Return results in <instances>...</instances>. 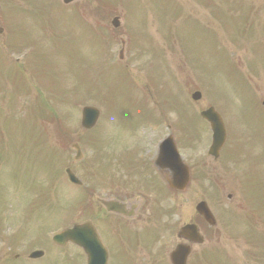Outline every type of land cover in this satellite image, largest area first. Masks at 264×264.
<instances>
[{
	"label": "rangeland",
	"instance_id": "374dc122",
	"mask_svg": "<svg viewBox=\"0 0 264 264\" xmlns=\"http://www.w3.org/2000/svg\"><path fill=\"white\" fill-rule=\"evenodd\" d=\"M151 1L142 0V7L146 12L119 10L110 13L113 17L119 18L120 15L121 21L115 32H111L109 35L111 40L109 46H106L103 39L92 31L93 23L98 22L93 16V11H101L98 9L87 11L93 9L92 0L78 2L77 7L84 10L78 11L66 19L61 11H25L26 22L19 33L22 45L26 46L31 43L37 45L44 38H50L53 32L59 36L61 44L46 39L47 45H43L36 53L37 56H40L38 61L31 57L24 58V55L17 53L12 55L9 60L21 67L26 78L25 81L17 69L11 71L8 68L4 59L0 68V102L6 94L3 103L5 104V113L2 116V122L7 126V129L3 131L4 137L7 136L12 126L15 130V136L10 140L11 152L4 157V164L0 162V180L7 181L18 194L15 200L19 204L22 203L23 206H26L33 200L34 196L30 198V191L38 188V181L42 174L49 173L50 151H48L47 143L41 140L42 137L56 141L61 136L59 129H63L55 122L52 124L41 122V126L46 129L44 136L42 132L35 133L33 131L34 123L32 121H35V117L33 114L32 118V114L27 109H33V105L36 103L34 99L39 95L42 101L48 103L56 110V113L64 117L62 121L64 129L71 130L75 122L79 121L80 107L88 103L97 105L94 101L96 99L94 94L99 95V92L102 93L104 90L101 105L107 106L108 113H106L107 117H102L97 138L104 143L102 153H105L107 145L109 152L116 155L115 149H118L120 144L127 140L128 134L124 132V129L131 126L134 111L130 110L126 103L127 91L124 83L115 77L111 80L114 74L127 83V90L130 91L129 99L132 101L135 100L131 96H138L141 99L142 92L147 90L152 92V86L158 84L161 91L163 89L170 91V95L173 96V100L178 106H186L185 113L189 118L192 117V113L205 106L217 107L216 110L222 118L230 140L219 160L213 162L206 154L209 144L207 128L199 126L196 132L192 131L199 139L198 147L194 152L183 149L180 151V155L193 170L194 179L191 173V182L187 189L178 193L165 192L166 194L162 196L163 200L156 201V194L152 197L141 196L139 205L142 207V211L146 207L154 208L156 203L157 210L161 212L163 210L161 207L170 200L174 204L173 218L181 223L190 218L195 219L191 211L201 199L209 203L213 211L217 212V216L223 212L231 214V212L223 210L225 208L239 211V217H251L245 214V205L242 201L251 202L250 209L253 211L254 208L264 205V135L260 134V128L264 129V118L259 128L258 119L261 117L256 109L258 108L260 114L264 116L260 106L264 99V0L248 1L258 5L261 9V11H251L254 14L251 20L255 24L249 32L254 36L250 37L248 34L246 38L242 39L241 33L243 31L247 33L246 29L243 30L239 27L242 23L237 22L236 27L233 28L232 21H229L227 17H211L208 11H204L207 18L203 17L202 22L205 19L207 22L202 24L203 33L198 41L199 45L193 43L192 47L186 48L188 54L185 46L179 44L178 48L173 47L176 52L173 57H170V53L173 51L172 46H167L168 50H163L159 44H153L155 46L146 48L137 47H144L150 43L151 25L148 21L153 23V19L158 20V17L152 16L153 12H157ZM118 3L119 0H104L101 6L111 10L117 7ZM10 4L11 0H7L6 3L1 2L4 8L9 7ZM120 6H127L131 9L135 5L132 0H125ZM106 12L109 11H104V13ZM66 15L69 16V13ZM33 16L36 17L34 23H32ZM126 16L129 18L128 30ZM130 16L133 18L131 19ZM113 17L107 18L109 26ZM235 19H240V15ZM80 21L85 22L80 23ZM12 23L15 22L10 17L1 20L0 26L8 28ZM87 25L90 26V29ZM125 32L136 47L129 42L125 43L122 58L119 60L118 53L121 49L119 39L129 41L124 35ZM181 35L184 36V42H192L194 38L193 32L188 33L185 30L181 31ZM5 37L4 31H2L0 33V50L5 47L3 42ZM182 50L188 56L190 55L194 73L191 72L190 65L181 68L187 62L182 55ZM153 53L157 55L156 59H153ZM159 55L166 57L157 59ZM102 56L103 60L100 62L98 59ZM16 59L17 61H14ZM117 65L129 67L133 72L126 74L123 68L115 69L118 67ZM108 67H112L109 72H107ZM38 76H43L40 84L43 85L47 82L45 90L39 88L36 80ZM98 79L102 81H97ZM94 81L96 82L93 83ZM54 84L58 87L55 88ZM110 86L112 92H110ZM195 90L201 93V99L198 102H192L189 99L190 94ZM17 92L24 94H16ZM13 95L15 96L13 97ZM59 107H61L60 110ZM34 111L38 114L40 108L35 106ZM104 111L106 112L105 107L104 110L102 108V114L105 115ZM177 111H179V107H177ZM169 118L165 121L171 125L176 123L173 115L169 114ZM165 127L166 124L162 123V134L165 132ZM178 128L176 129V138L178 142H181L183 138L178 132ZM186 130H189L188 125ZM198 132L200 133L197 134ZM158 133L159 129L154 131L150 141L153 142ZM190 135L191 133L188 137ZM58 146L65 147L60 144ZM182 147L184 146H181V149ZM236 150L241 151L236 154L242 157L244 162L238 161L234 167L230 160L235 159L233 154ZM0 157L3 158L1 147ZM87 158L88 156H85L80 162L85 164ZM73 163H76L73 164L76 173H89L84 165H80L79 161ZM61 164L65 165L64 162ZM54 169H58V165L55 163ZM57 173L60 171L58 170ZM235 175L241 177L237 180ZM0 185L2 186L3 183L1 182ZM158 186V183L155 184V188ZM63 189L64 193L59 192L62 202L65 201L64 194L71 200L77 193V190L72 187L63 186ZM3 191L7 192L5 185H3ZM162 192L161 189L160 193L162 194ZM229 195L230 199L227 198ZM88 200H83L86 201L83 208ZM161 200L164 204L160 202ZM22 212L27 215L30 213V209L16 207L15 217ZM146 212L148 214L150 211L146 209ZM28 218L34 221L37 215L31 214ZM257 224L264 231L262 226L264 221L259 219ZM212 240L213 244L222 245L220 251L215 253L216 256L223 255L224 260H228L231 264H244L247 245L241 240L239 243H235L231 236H227L225 241H222L219 236H213ZM131 242L133 246L140 247L144 244V239L141 235H137L131 238ZM57 256L55 251L50 250L48 263L41 264H70L65 259L59 261ZM210 262L216 263L217 260L213 257L210 258Z\"/></svg>",
	"mask_w": 264,
	"mask_h": 264
},
{
	"label": "water",
	"instance_id": "95a60500",
	"mask_svg": "<svg viewBox=\"0 0 264 264\" xmlns=\"http://www.w3.org/2000/svg\"><path fill=\"white\" fill-rule=\"evenodd\" d=\"M97 112L93 109H84L83 110V120L84 126H88L93 123L94 118L96 117ZM202 117L206 119L211 126L213 135H212V145L209 149V154L214 158L217 157L218 150L223 144L224 141V130L221 124L219 117L213 112L212 109L207 110L202 114ZM184 178V177H183ZM184 186V185H183ZM182 186H178V189H181Z\"/></svg>",
	"mask_w": 264,
	"mask_h": 264
}]
</instances>
